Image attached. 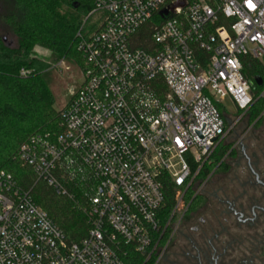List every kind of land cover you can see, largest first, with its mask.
<instances>
[{"label": "built area", "instance_id": "built-area-1", "mask_svg": "<svg viewBox=\"0 0 264 264\" xmlns=\"http://www.w3.org/2000/svg\"><path fill=\"white\" fill-rule=\"evenodd\" d=\"M76 40L84 82L63 108V130L31 137L18 158L60 195L78 187L91 227L70 241L1 171L0 264L158 256L231 130L217 103L229 98L242 114L253 103L243 69L246 57L264 58V0H96Z\"/></svg>", "mask_w": 264, "mask_h": 264}, {"label": "trees", "instance_id": "trees-1", "mask_svg": "<svg viewBox=\"0 0 264 264\" xmlns=\"http://www.w3.org/2000/svg\"><path fill=\"white\" fill-rule=\"evenodd\" d=\"M6 26L17 36V47L11 48L0 39V172L12 174L17 184L30 191L36 204L41 206L67 234L70 241L79 242L85 238L91 227L86 201L82 191L73 184L69 189L73 198L58 194L54 188L38 181L34 170L23 164L18 153L20 147L35 135L60 133L62 112L55 109V96L43 78L48 63L32 56L36 46L43 47L59 58L74 59L82 63V56L76 47V34L86 17L95 6L96 0H0ZM29 70L27 76L20 75V69ZM243 73L250 83L258 113L264 109V99L260 97L264 86L260 87L256 78L264 79V58L246 57ZM226 122V108L217 103ZM253 109L246 112L250 114ZM242 115V111H238ZM231 144L220 143L204 164L195 189L208 176L225 171V157ZM194 171L196 165L193 164ZM194 189L189 191L191 199ZM176 190L172 183L167 185V207L174 205ZM202 195H196L191 208L199 205ZM165 241L162 242V245ZM157 256L149 260L141 254L128 257L130 264H155Z\"/></svg>", "mask_w": 264, "mask_h": 264}, {"label": "flooded vegetation", "instance_id": "flooded-vegetation-1", "mask_svg": "<svg viewBox=\"0 0 264 264\" xmlns=\"http://www.w3.org/2000/svg\"><path fill=\"white\" fill-rule=\"evenodd\" d=\"M256 103L240 116L247 123L234 131L227 169L212 174L155 264H264V109L250 122Z\"/></svg>", "mask_w": 264, "mask_h": 264}, {"label": "rangeland", "instance_id": "rangeland-1", "mask_svg": "<svg viewBox=\"0 0 264 264\" xmlns=\"http://www.w3.org/2000/svg\"><path fill=\"white\" fill-rule=\"evenodd\" d=\"M8 11L5 8L6 13ZM5 38V39H4ZM0 39H2L3 43L8 47L14 48L18 45L17 36L13 33L8 26L5 25L2 17L0 16ZM49 50L40 47L39 51L36 50V47L32 51V56L37 57L48 63V68L45 69L42 73L43 78L51 91L55 96V109L60 111L64 108V106L68 103L71 98V95L74 91H76L84 82V77L82 73V69L77 61L74 59L65 58V62L62 66H58L59 58L57 55L50 51V55L48 54ZM224 107L226 108V119L228 127H231L230 132L227 136L221 141L222 144L231 146L235 142V134L234 131L237 130L240 124L247 123V116H243L240 118L241 114H238V109L236 105L227 98L224 103ZM225 160V159H224ZM225 161H228L227 159ZM216 175L214 176V178ZM213 178V179H214ZM212 179V180H213ZM211 183L208 182V185ZM208 185H204L199 192L205 190ZM206 186V187H205Z\"/></svg>", "mask_w": 264, "mask_h": 264}, {"label": "clouds", "instance_id": "clouds-1", "mask_svg": "<svg viewBox=\"0 0 264 264\" xmlns=\"http://www.w3.org/2000/svg\"><path fill=\"white\" fill-rule=\"evenodd\" d=\"M36 50L39 51V46H36ZM48 54H49V55L51 54L50 51H49ZM29 74H30L29 70L24 69V68H21V69H20V75H21V76H27V75H29Z\"/></svg>", "mask_w": 264, "mask_h": 264}, {"label": "water", "instance_id": "water-1", "mask_svg": "<svg viewBox=\"0 0 264 264\" xmlns=\"http://www.w3.org/2000/svg\"><path fill=\"white\" fill-rule=\"evenodd\" d=\"M1 10H2V6H1V3H0V12H1Z\"/></svg>", "mask_w": 264, "mask_h": 264}, {"label": "snow or ice", "instance_id": "snow-or-ice-1", "mask_svg": "<svg viewBox=\"0 0 264 264\" xmlns=\"http://www.w3.org/2000/svg\"><path fill=\"white\" fill-rule=\"evenodd\" d=\"M251 6H254V5H252V4L250 3V7H251ZM178 143H179V141H178Z\"/></svg>", "mask_w": 264, "mask_h": 264}]
</instances>
